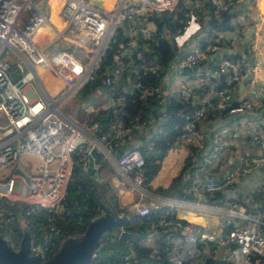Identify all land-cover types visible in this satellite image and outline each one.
<instances>
[{
    "label": "built area",
    "instance_id": "1",
    "mask_svg": "<svg viewBox=\"0 0 264 264\" xmlns=\"http://www.w3.org/2000/svg\"><path fill=\"white\" fill-rule=\"evenodd\" d=\"M200 1L121 0L114 10L107 11L88 0H66L62 10V14L69 21L66 31L69 34L81 35L95 44V61L87 67L85 61L82 62L68 51H59L50 57L47 56L35 38L48 23V19L35 8L33 0H0V112L6 119L4 124H0V131L4 137L0 143V174L8 172L6 178H0V197L25 201L34 205L38 212L46 211V223L40 226V230H45V233L48 231L56 233L59 231L57 220L60 211L66 205L68 183L73 167L79 164L83 171H88L90 158L96 149L88 142L84 129L63 112L61 98H42L31 92L30 86L37 79L35 66L47 64L65 87L73 90L92 78L95 71L93 68L99 64L106 47L110 43H118L117 32L121 25L139 24L147 16L175 11L180 4L198 7ZM243 2L245 0H214L220 12H229L234 5ZM192 13L190 11L188 16ZM234 25L237 31L235 37L226 40L222 34L210 37L205 41L206 47H196L185 59L177 63L182 69L195 67L206 54L213 55L217 73L223 79L219 87L209 86L208 91L218 97V107L227 109L232 114L253 109V104L248 101L239 106L228 105L232 90L244 74L241 65L229 56L220 55L219 51L229 45L235 46L243 42L244 30L249 25L247 16L240 15ZM140 31L147 35L148 41L157 42L156 37L147 29ZM150 42L144 48L146 51H150ZM120 47L123 48V45ZM255 47L256 42L251 40L250 50L253 51ZM130 52L131 50L125 49L121 55L115 56L116 65L109 69L104 77L106 85L119 83L125 73L129 77L140 72L144 75H159L158 64H146L147 61L145 63L141 52L137 54V61L134 63L130 59ZM127 54L128 60H123L122 57ZM17 69L21 76L15 80L12 72ZM134 92H138L142 99H146L154 96L157 89L133 80L129 93ZM192 94L190 89L182 90L183 96L191 97ZM112 110L115 115L113 134L111 137L102 135L101 141L119 149L133 135L136 121L133 119L125 123L121 117H117L120 111L117 106H113ZM205 117V107L194 109L182 115V125L178 126L177 139L192 145L195 149L191 155L192 163L198 161L199 152L205 148L199 127ZM222 132L227 133L228 129H223ZM247 132L252 134L257 143H264V134L249 129ZM214 143L215 152L222 149L220 134L215 135ZM23 155H36L39 159L38 167L30 173L21 167L20 160ZM75 157L79 159L75 160ZM117 162L122 171L133 175L136 186L143 183L146 161L139 148L122 150ZM16 169H20L22 173H16ZM233 177L234 174H230L227 180L231 181ZM223 186L219 182L201 183L195 176L188 191L201 199L209 193L221 191ZM160 207V203L151 202L140 208L138 213L147 216ZM175 207V204L170 203L166 217L159 218L160 226L164 230H157L158 226L152 223L148 234L140 236V242L156 241L162 232L171 246L169 257L173 263L199 264L203 259V249L200 246L202 229L190 222L168 219ZM226 213L224 225L228 231L219 236L218 245L230 248L231 264H264V204L257 216L250 215L238 202L233 203ZM45 250L43 244L33 245L34 253L42 251L46 257ZM105 257L97 255L89 264H108L104 260ZM111 264H138V261L129 253Z\"/></svg>",
    "mask_w": 264,
    "mask_h": 264
},
{
    "label": "crops",
    "instance_id": "2",
    "mask_svg": "<svg viewBox=\"0 0 264 264\" xmlns=\"http://www.w3.org/2000/svg\"><path fill=\"white\" fill-rule=\"evenodd\" d=\"M88 1L90 2V0ZM93 1L94 3H102L101 5L104 6L102 9L112 11L121 0ZM207 1H200L198 8L202 10L203 14L198 23L200 30L190 40L180 43L177 39L180 35L175 36L170 30H165L164 35L177 46V57L162 76L159 85L155 86L157 95L154 99V106L136 123L133 135L121 148L111 147L101 141L102 135L112 136L114 124L106 123L101 128V125L99 127L98 122H96L100 112L109 111L113 106L119 107L123 103L124 98L120 96L121 94L116 97L106 92L102 87H96L92 92L84 94L80 90L89 79L82 86L70 90L58 77H53L60 80L61 84L54 91L59 93L52 95L43 85L39 75L40 68L37 70L36 66L34 69L37 76L35 82L37 83L34 82L30 86V90L37 97L61 98L63 112L84 129L88 142L97 149V156L94 159L96 173L90 176L86 171L87 176L97 183L107 184L120 208L138 213L140 208L149 205L151 202H157L161 204V207L166 208L167 212L168 205L170 203L175 204L176 207L173 210L175 219H171L173 214L168 219L190 222L202 229L200 246L203 249V259L199 261V264H224L231 262L230 248L218 245L217 239L228 231L224 225L226 211L233 203L238 202L246 208L250 215L257 216L264 204V143H257L252 134L247 132L249 129L264 134V0H245L239 6L232 23H237L242 14L247 16L249 25L244 30L243 42L237 43L235 46L229 45V47L219 51L220 55L229 56L241 65L244 74L241 81L232 90L231 99L228 103L229 107L239 106L244 101L253 104L252 110L234 114L229 113L227 109L218 107V97L208 91L209 86L219 87L223 79L217 73V67L212 59L213 55L206 54L195 67L182 69L177 66L178 61L185 59L196 47H202L206 43V39L210 38H206L204 33L207 27L205 22L210 18L208 12L203 9ZM33 2L35 8L46 15L48 19V23L35 38L47 56L50 57L59 51L70 53L74 45L81 44L91 51L84 60L85 64L90 67L95 61V44L82 38L81 35L69 34L66 31L69 27V21L62 14L66 0H33ZM54 4H56L55 10L57 11L52 16ZM218 15L215 13L214 17H218ZM151 17L147 16L139 24L130 23L129 27L124 29V36L128 39L127 47L131 51L138 49L142 38H147V35L140 31L141 29H147L152 35L156 32L157 27ZM220 34L226 40L235 37L237 31L234 29ZM251 40L256 42L253 51L250 50ZM93 54L95 56L89 60ZM136 61L133 59L134 63ZM152 62L148 61L147 64H152ZM132 83V78L125 73L120 82L115 85L121 86V92L127 94ZM183 89H190L193 92L192 96H183ZM64 102L71 103L73 106L72 113L64 111L62 106ZM202 107H205L206 117L201 121L199 127L205 148L199 152L198 161L196 163L191 162V155L195 151L192 145L176 140L163 160L154 165L158 166V170L148 185L145 184L144 180L140 186H136L133 175L125 173L118 166L117 159L122 150L140 149L143 146L151 147V141L155 137H161L164 124L170 118L182 119V115L185 113ZM226 128L228 132L223 133L222 130ZM216 134H220L222 138V149L218 152L213 149ZM3 138L0 131V143ZM97 157L100 159L98 162ZM20 163L25 171L29 169L31 172L38 167L39 159L36 155H23ZM244 169L247 171L244 172ZM183 173L184 189L188 198L177 199L156 193L159 188H168L173 180ZM230 174H234V177L228 181L227 178ZM7 176V171L0 174V178ZM195 176L201 183H222L223 189L198 199L188 191ZM26 183L28 184V182ZM166 212L163 216L152 220L161 229L159 218L166 217ZM65 215L66 207H63L59 215L61 220H65ZM157 230L159 229L157 228ZM120 231L126 230L122 226L117 228L118 237ZM177 232L180 234L179 231ZM140 236L138 237L140 244L146 247L155 245L156 241L151 243L140 242ZM159 236L165 238L162 232ZM132 255H135L134 250H132Z\"/></svg>",
    "mask_w": 264,
    "mask_h": 264
},
{
    "label": "trees",
    "instance_id": "3",
    "mask_svg": "<svg viewBox=\"0 0 264 264\" xmlns=\"http://www.w3.org/2000/svg\"><path fill=\"white\" fill-rule=\"evenodd\" d=\"M241 5H234L229 12H220L218 5L213 0L205 2L203 9L210 16L205 22V25H207L205 28L206 32L203 30L206 38L216 36L218 33L233 31L235 25L232 21L236 17L235 12ZM53 6L52 16L57 11L55 10L56 4ZM199 9L190 4H180L175 11H166L151 17V20L157 27L154 33L157 42H150L148 39L140 38L139 47L135 50L132 49L130 59L137 60V54L141 52L145 58V63L146 61L147 63L148 61H153V64H158L160 67V72L158 76L151 74L144 75L143 72L132 74L130 76L132 80L141 81L144 85L154 87L159 85L162 76L175 61L178 51L177 46L171 42V39L164 35L165 30H170L175 36L183 34L193 17L199 23V19L203 15L202 10ZM190 11L193 13L191 16H188ZM215 13L219 14L218 17H214ZM127 27H129V23H124L118 28V43H110L106 47L92 78L88 80L80 91L87 94L92 92L96 87H102L106 92L116 97L121 94L120 96L124 99L123 103L117 107L120 110L117 117H121L125 123L133 119L137 123L146 112L152 109L157 93L154 96L142 99L138 92L127 93V95L121 92V86L115 84L108 86L104 82L107 71L116 65L115 56L121 55L125 49L130 50L127 47L128 39L123 33ZM179 30L182 33H179ZM149 42L151 46L150 51H146L144 48ZM120 45H123V48ZM206 45L207 43H204L202 47L204 48ZM128 57L129 54L122 58L127 61ZM114 120V112L110 109L109 111L100 112L96 122L102 128L106 123L113 124ZM180 125H182L181 119L177 117L170 118L164 124L161 137H155L151 141V147L143 146L140 148L146 161L143 169L145 184L148 185L157 173L158 166L154 165L163 160L171 145L178 140V126ZM78 159L79 157H75V160ZM99 160V157H97V162ZM183 175L184 173L176 177L168 188L157 189L156 193L177 199L188 198L187 192L184 189L185 183L183 182ZM101 187L105 188L108 199L113 203L119 214H127L129 217V221L124 223L122 227L135 235L133 239L128 240H121L119 237L110 235L103 237V245L100 251L105 253L106 257L104 260L108 264H111L126 254H132V250H134L135 255L133 257L138 261V264H176L170 260L169 254L171 246L167 243L166 238L159 236L153 247H146L138 241L140 235L148 234L150 226L153 223L152 220L165 214L166 208L160 207L157 211H151L147 216H141L136 212L120 208L115 196L110 193L107 184L97 183L94 179L88 177L79 164L74 165L68 183V193L65 200V220H61L59 216L57 220L58 232L53 233L48 231L45 233V230H40V226L46 223V211L38 212L35 210L34 205L25 201L0 197V233L17 248L23 235V228L25 226L31 227L33 245L38 246L39 244H43L46 248L45 254L48 259L56 253L63 240L71 236L76 237L83 234L91 220L101 214L102 209L98 199V192ZM172 218L175 219L174 214L173 217L171 216ZM157 228L159 231L163 230L160 227ZM157 257L159 259L156 260ZM183 264L189 263L185 262ZM224 264H231V262H225Z\"/></svg>",
    "mask_w": 264,
    "mask_h": 264
},
{
    "label": "water",
    "instance_id": "4",
    "mask_svg": "<svg viewBox=\"0 0 264 264\" xmlns=\"http://www.w3.org/2000/svg\"><path fill=\"white\" fill-rule=\"evenodd\" d=\"M21 76L19 69L12 72L13 79ZM97 156V149H94L90 158L88 174L93 176L96 173L94 159ZM27 172L30 173L29 169ZM16 173H22L16 169ZM29 181V178H27ZM98 199L102 209L99 216L91 220L85 232L79 236H71L63 240L54 255L46 258L42 251L33 252V235L29 226L23 228V235L19 247L10 243L0 233V264H89L97 255L105 257L100 251L103 245V237H118L117 228L129 221L127 214H119L113 203L108 199L104 187L98 192ZM134 234L122 231L119 239H133ZM218 244V239H217Z\"/></svg>",
    "mask_w": 264,
    "mask_h": 264
},
{
    "label": "rangeland",
    "instance_id": "5",
    "mask_svg": "<svg viewBox=\"0 0 264 264\" xmlns=\"http://www.w3.org/2000/svg\"><path fill=\"white\" fill-rule=\"evenodd\" d=\"M90 2H92L93 5L97 6V7H101L104 8L103 5H101L102 3H94L93 0H90ZM43 29H41L42 31ZM95 49V47H94ZM95 55H91V57L89 58V60L93 59ZM47 66V67H46ZM87 67H89V65H87ZM98 67V65H95V68H93L94 70ZM40 68V70H39ZM27 69V67H26ZM36 69L39 70V75L40 78L42 80L43 85L45 86L46 90L51 93L52 95H56L58 93H55L54 91L56 90V87L58 85H60V80L58 79H54L53 77H56L55 74L51 71L50 67L47 64H40L36 66ZM37 83V82H35ZM37 87H39L38 84H36ZM63 109L66 113H72L73 112V106L71 105V103L69 102H64L63 103ZM6 122V119L4 117V115L0 112V124H4ZM23 158V157H22ZM19 247V246H18ZM17 247V248H18Z\"/></svg>",
    "mask_w": 264,
    "mask_h": 264
},
{
    "label": "clouds",
    "instance_id": "6",
    "mask_svg": "<svg viewBox=\"0 0 264 264\" xmlns=\"http://www.w3.org/2000/svg\"><path fill=\"white\" fill-rule=\"evenodd\" d=\"M200 30V25L196 22L195 17L189 22L188 26L185 28L184 33L178 36V41L180 43L187 42L190 40L198 31Z\"/></svg>",
    "mask_w": 264,
    "mask_h": 264
},
{
    "label": "bare ground",
    "instance_id": "7",
    "mask_svg": "<svg viewBox=\"0 0 264 264\" xmlns=\"http://www.w3.org/2000/svg\"><path fill=\"white\" fill-rule=\"evenodd\" d=\"M70 53L83 62L90 55L91 51L83 47L81 44H77L72 47Z\"/></svg>",
    "mask_w": 264,
    "mask_h": 264
}]
</instances>
